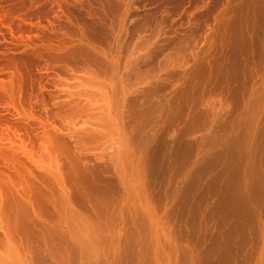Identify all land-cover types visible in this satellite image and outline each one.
<instances>
[{"label":"rangeland","instance_id":"obj_1","mask_svg":"<svg viewBox=\"0 0 264 264\" xmlns=\"http://www.w3.org/2000/svg\"><path fill=\"white\" fill-rule=\"evenodd\" d=\"M0 208V264H264V0H0Z\"/></svg>","mask_w":264,"mask_h":264},{"label":"bare ground","instance_id":"obj_2","mask_svg":"<svg viewBox=\"0 0 264 264\" xmlns=\"http://www.w3.org/2000/svg\"><path fill=\"white\" fill-rule=\"evenodd\" d=\"M105 106H107V105H105ZM101 108H102V107H101ZM103 108H104V107H103ZM103 113H104V112H103ZM105 113H106V112H105ZM102 115H103V114H102ZM102 115H100V118L98 117L100 120H101ZM107 115H108V113H107ZM104 116H105V115H104ZM104 116H103V117H104ZM112 117H113V116H112ZM112 117H111V118H112ZM95 118H96V115H95ZM99 119H98V120H99ZM105 119H106V118H105ZM107 119H108V118H107ZM100 120L98 121V123H100ZM101 121H104V120L102 119ZM106 122H107V121H106ZM106 122H105V124H106ZM111 122H112V120H111ZM87 123H88V122H87ZM95 123H96V122H95ZM108 123H109V122H108ZM108 123H107V124H108ZM84 124H85V123H84ZM92 125H93V128H94V125H96V124H93V123H92ZM96 126H98V125H96ZM100 126H101V125H99V127H100ZM102 126H104V125H102ZM108 126H109V125H108ZM95 128H96V127H95ZM114 128H115V126H114ZM109 129H110V128H109ZM115 129H116V128H115ZM115 129H114V130H115ZM90 130H91V128H90ZM91 132H92V131H91ZM91 137H92V136H91ZM86 138H89V137H86ZM134 147H135V146H134ZM123 148H125V147H123ZM123 148H122V149H123ZM128 148H129V147H128ZM115 149H117V148H115ZM125 149H126V148H125ZM125 149H124V150H125ZM130 149H131V148H130ZM130 149H129V150H130ZM126 150H127V149H126ZM119 151H120V150H118V153H119ZM114 152H115V151H114ZM116 152H117V151H116ZM121 152H122V151H121ZM128 152H130V151H128ZM128 152H127V154H128ZM130 153H131V152H130ZM139 153H140V152H139ZM109 154H110V153H109ZM111 154H112V153H111ZM114 154H115V153H114ZM120 154H121V153H120ZM112 155H113V154H112ZM115 155H117V154H115ZM115 155H114V156H115ZM128 155H129V154H128ZM106 156H107V155H106ZM114 156H113V157H114ZM120 156H121V155H120ZM120 156H118V157L120 158ZM137 156H138V155H137ZM116 157H117V156H116ZM111 158H112V157H111ZM134 158H135V157H134ZM136 158H137V157H136ZM89 160H90V159H89ZM112 160H113V159H112ZM115 160H116V159H115ZM117 160H118V159H117ZM85 161H87V160H85ZM130 161H131V160H130ZM81 162H82V161H81ZM96 162H97V161H96ZM116 162H117V161H116ZM118 162H119V160H118ZM90 163H91V162H90ZM134 163H135V162H134ZM114 164H115V163H114ZM120 164H121V163H119V165H120ZM92 165H93V164H92ZM92 165L90 166L91 168H92ZM115 165H116V164H115ZM119 165H117V167H118ZM122 165H124V164L122 163L120 166H122ZM130 165H131V164H130ZM93 166H95V165H93ZM101 166H103V165H101ZM122 167H123V166H122ZM122 167H121V168H122ZM96 168H97V166H96ZM124 168H125V167H124ZM123 170H124V169H122V171H123ZM137 170H138V169L135 170L136 173H138ZM91 171H92V170H91ZM118 171H120L119 168H118ZM122 171H121V172H122ZM130 171H131V170H130ZM83 172H84V171H83ZM132 172H134V171H132ZM89 173H90V172H89ZM91 173L93 174V172H91ZM94 173H95V171H94ZM96 173H97V172H96ZM123 173H124V171H123ZM132 174H133V173H132ZM132 174H129V175H132ZM89 175H90V174H89ZM124 175H125V173H124ZM133 175H134V174H133ZM92 176H93V175H92ZM122 176H123V175H122ZM63 177H64V176H63ZM90 177H91V176H90ZM90 177H89V178H90ZM100 177H101V176H100ZM123 177H124V176H123ZM127 177H128V176H127ZM40 178H41V177H40ZM64 178H65V177H64ZM94 178H95V177H94ZM94 178H93V179H94ZM44 179H45V178H44ZM59 179H61V178H59ZM103 179H104V178H103ZM124 179H125V178H124ZM133 179H134V176H132V179H131V180H133ZM136 179H137V178H136ZM119 180H121V179H119ZM128 180H129V179H128ZM35 181H36V180H35ZM38 181H39V179H38ZM40 181H41V180H40ZM40 181H39V182H40ZM84 181H87V180H84ZM101 181H103V180H101ZM122 181H123V180H122ZM124 181H125V180H124ZM138 181H139V180H138ZM87 182H88V181H87ZM127 182H128V181H127ZM47 183H48V182H47ZM137 183H138V182H137ZM89 184H90V183H89ZM109 184H110V183H109ZM109 184H108V185H109ZM125 184H126V183H125ZM129 184H130V183H129ZM131 184H132V182H131ZM14 185H15V184H14ZM17 185H19V184H17ZM34 185H35V184H34ZM126 185H127V184H126ZM133 185H134V184H133ZM43 186H44V185H43ZM45 186H46V185H45ZM106 186H107V185H106ZM40 187H41V186H40ZM108 187H109V186H108ZM108 187L105 188V189H108ZM135 187H137V186H135ZM16 188H17V187H16ZM42 188H43V187H42ZM47 188H48V187H47ZM100 188H102V187H100ZM133 188H134V187H133ZM12 189H13V188H12ZM14 189H15V188H14ZM21 189H22V188H21ZM24 189H25V188H24ZM30 189H31V188H30ZM110 189H111V188H110ZM130 189H132V187H131ZM134 189H136V188H134ZM34 190H35V189H34ZM37 190H38V188H37ZM108 190H109V189H108ZM16 191H17V190H16ZM24 191H25V190H24ZM31 191H33V190H31ZM64 191H65V190H64ZM17 192H18V191H17ZM65 192H66V191H65ZM65 192H64V193H65ZM126 192H128V191H126ZM131 192H133V190H132ZM135 192H136V190H134V193H135ZM24 193H25V192H24ZM32 193H33V192H32ZM70 193H71V192H70ZM128 193H129V192H128ZM22 194H23V192H22ZM66 194H68V193H66ZM132 194H133V193H131V195H132ZM26 195H28V194H26ZM30 195H31V194H30ZM33 195H34V194H33ZM60 195L62 196V193H61ZM69 195H70V194H69ZM69 195H68V196H69ZM12 196H13V195H12ZM21 196H22V195H21ZM21 196H20V197H21ZM37 196H40V195H37ZM66 196H67V195H66ZM73 196H74V195H73ZM17 197H18V196H17ZM26 197H27V196H26ZM29 197H30V196H29ZM71 197H72V196H71ZM21 198H22V197H21ZM68 198H69V197H68ZM68 198H67V200H68ZM23 199H24V198H23ZM28 199H29V198H28ZM30 199H32V197H31ZM62 199H64V197H63ZM62 199H61V200H62ZM69 199H70V198H69ZM10 200H11V199H10ZM12 200H13V199H12ZM20 200H21V202H23L22 199H20ZM65 200H66V199H64V201H65ZM73 200H74V199H73ZM18 201H19V200H18ZM26 201H27V200H26ZM46 201H47V200H46ZM11 202H12V201H11ZM28 202H29V200L27 201V203H28ZM31 202H32V201H31ZM66 202H68V201H66ZM43 204H44V203H43ZM64 204H65V203H64ZM66 204H67V203H66ZM12 205H13V204H12ZM19 205H20V204H19ZM26 205H27V204H26ZM30 206H31V205H30ZM52 207H53V206H52ZM54 207H55V206H54ZM58 207H59V206H58ZM67 207H68V206H67ZM7 208H8V207H7ZM15 208H16V207H15ZM20 208H21V207H20ZM20 208H18V209H20ZM30 208H31V207H30ZM37 208H38V207H37ZM59 208H60V207H59ZM61 208H62V207H61ZM63 208L66 209L65 206H63ZM0 209H1V208H0ZM9 209H10V208H9ZM23 209H24V208H23ZM27 209H28V208H27ZM16 210H17V208H16ZM39 210H41V209H39ZM29 211H30V210H29ZM31 211H32V210H31ZM34 211H35V210H34ZM57 211H58V210H57ZM61 211H62V209H61ZM61 211H60L59 214H61ZM63 211H64V210H63ZM68 211H69V210H68ZM10 212H11V211H10ZM39 212H40V211H39ZM65 212H66V210H65ZM14 213H15V211H14ZM21 213H22V212H21ZM21 213H20V214H21ZM24 213H25V212H24ZM31 213H32V212H31ZM35 213H36V212H34V214H35ZM55 213H56V212H55ZM62 213H63V212H62ZM73 213H74V212H73ZM17 214H18V213H17ZM25 214H26V213H25ZM36 214H39V213L37 212ZM23 215H24V214H23ZM32 215H33V214H32ZM64 216H65V215H64ZM15 217H16V216H15ZM19 217H20V216H19ZM19 217H18V218H19ZM25 217H26V216H25ZM28 217H30V216H28ZM39 217H40V216H39ZM57 217H58V216H57ZM57 217H56V219H57ZM20 218H21V217H20ZM64 218H65V217H64ZM73 218H74V215H73ZM75 218H76V217H75ZM78 218H79V217H78ZM38 219H39V218H38ZM33 220H34V218H33ZM61 220H63L62 217H61ZM61 220H60V221H61ZM66 220H67V219H66ZM78 220H79V219H78ZM16 221H17V220H16ZM19 221H20V220H19ZM30 221H31V220H30ZM38 221H39V220H38ZM57 221H58V219H57ZM70 221H71V220H70ZM17 222H18V221H17ZM39 222H41V221H39ZM61 222H62V221H61ZM64 222H65V221H64ZM67 222H68V221H67ZM72 222H73V221H72ZM75 222H76V221H75ZM57 223H58V222H57ZM31 224H32V223H31ZM41 224L44 226L43 223H41ZM62 224H63V223H62ZM66 224H67V223L65 222V225H66ZM60 225H61V224H60ZM12 226H13V225H12ZM14 226H15V225H14ZM39 226H41V225H39ZM33 227H34V226H33ZM36 227H37V226H36ZM47 227H48V226H47ZM62 227H64V226L62 225L61 228H62ZM66 227H67V226H66ZM66 227H65V228H66ZM68 227H69V226H68ZM72 227H73V226H72ZM15 228H16V227H15ZM24 228H25V227H24ZM37 228H38V227H37ZM39 228H40V227H39ZM51 228H52V226H51ZM55 228H56V225H55ZM75 228H77V227H75ZM86 228H87V227H86ZM20 229H21V228H20ZM30 229H32V228H30ZM56 229H57V228H56ZM77 229H78V228H77ZM77 229H76V230H77ZM90 229H91V227H90ZM23 230H24V229H23ZM32 230H33V229H32ZM46 230H48V229H46ZM52 230H53V232L55 231L54 229H52ZM64 230H66V229H64ZM67 230H68V232L70 231V229H68V228H67ZM82 230H85V231H86V229H84V227H83ZM82 230H81V231H82ZM87 230H88V228H87ZM24 231H25V230H24ZM33 231H34V230H33ZM33 231H31V232H33ZM37 231H38V230H37ZM44 231H45V230H44ZM72 231H73V230H72ZM74 231H75V230H74ZM79 231H80V230H79ZM21 232H22V231H21ZM26 232H27V231H26ZM29 232H30V231H29ZM29 232H28V233H29ZM45 232H46V231H45ZM47 232L52 233V232H50V229H49V231H47ZM55 232H56V231H55ZM88 232H89V231H88ZM90 232H91V230H90ZM38 233H39V232H38ZM58 233H60V232H58ZM58 233H57V234H58ZM65 233H66V232H65ZM71 233H72V232H71ZM71 233H70V234H71ZM30 234H31V233H30ZM53 234H54V233H53ZM57 234H56V235H57ZM62 234H63V233H62ZM42 235H43V234H42ZM58 235H60V234H58ZM19 236H20V235H19ZM45 236H46V235H45ZM45 236H44V237H45ZM51 236H52V234H51ZM63 236H64V234H63ZM31 237H32V236H31ZM37 237H39V236H37ZM42 237H43V236H42ZM47 237H48V236H47ZM47 237H46V238H47ZM57 237H58V236H56V238H57ZM20 238H21V237H20ZM27 238H28V237H26V239H27ZM40 238H41V237H40ZM46 238H45V239H46ZM52 238H53V236H52ZM24 239H25V238H24ZM41 239H42V238H41ZM57 239H58V238H57ZM51 240H53V239H51ZM18 241H19V240H18ZM38 241H39V240H38ZM43 241H44V239H43ZM46 241H47V240H46ZM61 242L65 243L64 241H61ZM22 243H23V242H22ZM22 243H21V244H22ZM39 243H40V242H39ZM41 243H42V242H41ZM47 243H48V241H47ZM47 243H46V244H47ZM63 243H62V244H63ZM69 243H70V242H69ZM21 244H20V245H21ZM17 245H18V244H17ZM33 245H35V244H33ZM37 245H38V244H37ZM41 245H42V244H41ZM65 245H66V243H65ZM71 245H73V244H71ZM44 246H45V245H44ZM46 246H47V245H46ZM61 246H62V245H61ZM67 246H69V245H67ZM88 246H89V245H88ZM18 247H19V246H18ZM50 247H51V246H50ZM50 247H49V248H50ZM57 247H58V246H57ZM72 247H74V246H72ZM45 248H46V247H45ZM69 248H70V247H69ZM74 248H75V247H74ZM80 249H81V248H80ZM50 250H52V249H50ZM75 250H76V249H75ZM75 250H74V251H75ZM83 250H84V249H83ZM17 252H19V251L17 250ZM86 252H87V251H86ZM86 252H85V253H86ZM6 254H7V253H6ZM9 254L11 255V253H9ZM4 255H5V254H4ZM18 255H19V254H18ZM85 255H86V254H85ZM6 256H7V255H6ZM18 257H19V256H18ZM4 259H5V260H6V259L9 260L8 258H4ZM20 259H21V258H20ZM9 262H10V261H9ZM24 262H25V261H24ZM20 263H21V262H20ZM14 264H15V263H14ZM17 264H18V263H17ZM24 264H25V263H24Z\"/></svg>","mask_w":264,"mask_h":264}]
</instances>
